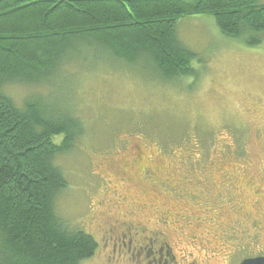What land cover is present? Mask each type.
Masks as SVG:
<instances>
[{
  "label": "rangeland",
  "instance_id": "rangeland-1",
  "mask_svg": "<svg viewBox=\"0 0 264 264\" xmlns=\"http://www.w3.org/2000/svg\"><path fill=\"white\" fill-rule=\"evenodd\" d=\"M176 29L192 75L166 81L148 61L90 57L63 67L55 87L5 88L17 104L41 95L83 122L74 149L55 158L67 180L58 215L98 241L81 264H130L103 247L125 223L162 231L177 264L264 255V198L244 186L264 191V32L249 46L206 14Z\"/></svg>",
  "mask_w": 264,
  "mask_h": 264
},
{
  "label": "trees",
  "instance_id": "trees-1",
  "mask_svg": "<svg viewBox=\"0 0 264 264\" xmlns=\"http://www.w3.org/2000/svg\"><path fill=\"white\" fill-rule=\"evenodd\" d=\"M200 14L221 34L262 41L257 0H0V264H81L98 248L55 209L67 184L55 158L74 149L83 122L41 95L17 104L6 86L55 87L63 67L90 57L148 61L166 81L192 75L176 24Z\"/></svg>",
  "mask_w": 264,
  "mask_h": 264
},
{
  "label": "flooded vegetation",
  "instance_id": "flooded-vegetation-1",
  "mask_svg": "<svg viewBox=\"0 0 264 264\" xmlns=\"http://www.w3.org/2000/svg\"><path fill=\"white\" fill-rule=\"evenodd\" d=\"M221 184L224 188L227 187L225 183ZM244 186L252 190L251 194H254L257 198H264L263 189H259L258 186L254 185L249 179H246V184ZM244 212L247 211L244 210ZM262 215L264 217V209ZM210 218L211 216L209 215L208 220ZM219 226H221L220 229L223 232L224 224H220ZM252 229V238L254 239L259 236V233L254 228ZM104 241L103 247L111 243V252L113 256L115 252H118V256L123 258V260L124 257L127 258L126 260L128 262L130 261V264L133 260L136 261L134 264H177L173 248H171L168 239L164 237L163 232L160 230L151 231L145 226L144 228H139L132 223H125L122 231L116 233L114 230H111V233L108 234L107 238H104ZM254 254V256L244 257V259L264 256L258 253ZM244 259H242L241 262Z\"/></svg>",
  "mask_w": 264,
  "mask_h": 264
},
{
  "label": "water",
  "instance_id": "water-1",
  "mask_svg": "<svg viewBox=\"0 0 264 264\" xmlns=\"http://www.w3.org/2000/svg\"><path fill=\"white\" fill-rule=\"evenodd\" d=\"M240 264H264V256H255L254 258H245Z\"/></svg>",
  "mask_w": 264,
  "mask_h": 264
}]
</instances>
